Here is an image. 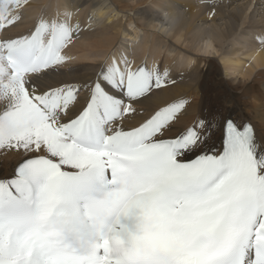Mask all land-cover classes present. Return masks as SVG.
Here are the masks:
<instances>
[{
  "label": "snow or ice",
  "instance_id": "1",
  "mask_svg": "<svg viewBox=\"0 0 264 264\" xmlns=\"http://www.w3.org/2000/svg\"><path fill=\"white\" fill-rule=\"evenodd\" d=\"M28 6L0 0V151L20 157L0 264H264V132L222 111L177 127L168 71L121 56L58 79L79 25L6 35Z\"/></svg>",
  "mask_w": 264,
  "mask_h": 264
},
{
  "label": "bare ground",
  "instance_id": "2",
  "mask_svg": "<svg viewBox=\"0 0 264 264\" xmlns=\"http://www.w3.org/2000/svg\"><path fill=\"white\" fill-rule=\"evenodd\" d=\"M65 13L80 31L58 79L80 80L96 64L123 57L120 46L136 43L133 48L141 54L129 61L132 66L141 65L148 51L143 65L167 70L174 81L162 98L188 101L187 118L177 127L222 111L264 132V0H29L23 20L6 35L37 18L64 20ZM218 63L250 79L237 84L249 87H234L236 79L224 81ZM19 158L0 151L3 178L13 174Z\"/></svg>",
  "mask_w": 264,
  "mask_h": 264
},
{
  "label": "rangeland",
  "instance_id": "3",
  "mask_svg": "<svg viewBox=\"0 0 264 264\" xmlns=\"http://www.w3.org/2000/svg\"><path fill=\"white\" fill-rule=\"evenodd\" d=\"M135 44L136 43H133V44H131L130 43V45L129 46H126V47H123V46H120L121 47V53H122V56L124 57V58H126L128 61H132V60H135V58H134V56H136V54H141V53H137V51L133 48L134 46H135ZM128 45V44H127ZM120 47H115V49H120ZM205 56H207V55H205ZM212 57H209V58H205L206 60H208V59H211ZM217 58V57H216ZM149 60V52L147 51L145 54H144V57H143V59L142 60H140V64H145L147 61ZM67 63V62H66ZM218 66L220 67V71H221V77H222V79L225 81V80H234V79H236V82L234 83V87H236V88H238V89H247L248 87H249V84H245L246 86H242V84L240 85H237L238 84V80H249L248 82H250L251 80L250 79H248V78H244V76L242 75V77L239 75V74H237V73H235V72H233V70L232 69H228L229 68V66H227V69L229 70V71H225L224 70V68L222 67V65H220L219 63H218ZM201 68L203 69V70H205L204 68H203V65H201ZM247 69L246 68H244L243 69V71H246ZM228 75L227 77L225 76V75ZM204 91H206V88L204 89ZM186 118H187V116L185 115V113H184V115H182L181 117H180V121H179V124H181V123H183V121H185L186 120ZM190 124V123H189ZM178 126V125H177ZM206 147H208V146H206ZM20 159V158H19ZM18 159V160H19ZM17 160V161H18ZM17 161H15V164H17ZM0 169H1V171H0V178L1 179H5V178H3V176H4V174H5V169L2 167V164L0 163ZM2 176V177H1Z\"/></svg>",
  "mask_w": 264,
  "mask_h": 264
}]
</instances>
